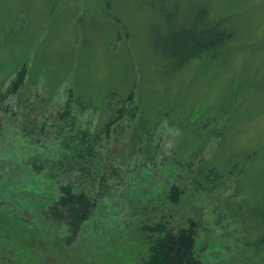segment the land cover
Segmentation results:
<instances>
[{
    "label": "rangeland",
    "instance_id": "374dc122",
    "mask_svg": "<svg viewBox=\"0 0 264 264\" xmlns=\"http://www.w3.org/2000/svg\"><path fill=\"white\" fill-rule=\"evenodd\" d=\"M201 12L208 15L198 25ZM171 24L189 33L217 25L232 37L182 70L156 51ZM24 65L26 83L8 104L30 120L53 106L63 111L71 91L91 100L78 112L83 130L105 131L108 109L133 90L139 113L109 132L123 189L80 236L61 245L57 224L56 241H46L44 224L30 217L45 238L0 241V264H145L149 244L128 217L141 206L176 220L206 214L200 264H264V247L254 246L264 234V0H0V84ZM3 118L0 147L16 159L23 149ZM203 168L217 173L199 190L189 182H201ZM182 179L187 193L171 206L163 196ZM45 191L57 194L49 182ZM8 218L0 212L5 235L16 225Z\"/></svg>",
    "mask_w": 264,
    "mask_h": 264
},
{
    "label": "trees",
    "instance_id": "16d2710c",
    "mask_svg": "<svg viewBox=\"0 0 264 264\" xmlns=\"http://www.w3.org/2000/svg\"><path fill=\"white\" fill-rule=\"evenodd\" d=\"M207 15L208 12H201L197 16V24H201L200 21ZM172 25L166 44L155 41V46L160 49L156 51L182 70L200 54L218 52L215 49L225 46L228 38L232 37L229 34L231 32L225 29L219 35L217 25L200 33H189L194 31L193 28L174 30ZM188 38L193 41V49H189L187 45ZM27 76V66L24 65L9 85L6 86L5 81L0 84V118H5L3 126L17 138L23 149L14 159L7 149L0 147V212L16 223L10 234L0 232V241H6L4 246H9L18 239L34 242L40 237L45 238L33 229L34 220L44 224L46 241L51 237L56 241L52 236L55 234L52 229L60 224L63 228V244L59 243L71 244L99 211L102 201L115 197V191L123 189L121 169L110 166L113 164V148L109 132L126 116L134 120L137 118L139 109L133 104L136 92L133 90L119 102L120 105L108 109L105 131L83 130L78 112L83 113L91 100L82 95L76 96L72 91L66 108H61L63 111L53 106V111L45 110L30 120L29 114L12 110L8 104L9 98L20 92ZM38 105L40 106L39 103ZM9 138L11 140L13 137ZM207 169L203 168L196 175L201 182L190 180L189 184L199 190L204 182L210 184L211 175H216L217 170ZM46 182L50 183V187L51 184L55 185L56 195L45 191ZM184 183V179L173 183L166 196H163L171 206L182 203L187 193ZM10 201H15L17 206L10 207ZM149 207L131 208L128 216L139 220L140 232L149 244L145 264H200L197 242L205 228L206 214L198 215L195 212L185 220H176L170 212H156ZM258 215L264 217V212H258ZM30 217L33 218L32 221ZM33 233H37L36 238ZM254 246L264 247V234L254 242Z\"/></svg>",
    "mask_w": 264,
    "mask_h": 264
}]
</instances>
